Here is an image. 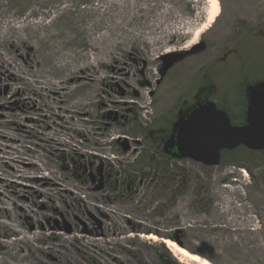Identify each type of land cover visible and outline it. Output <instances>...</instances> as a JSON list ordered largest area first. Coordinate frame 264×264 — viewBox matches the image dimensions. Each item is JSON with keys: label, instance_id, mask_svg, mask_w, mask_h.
I'll return each mask as SVG.
<instances>
[{"label": "rangeland", "instance_id": "1", "mask_svg": "<svg viewBox=\"0 0 264 264\" xmlns=\"http://www.w3.org/2000/svg\"><path fill=\"white\" fill-rule=\"evenodd\" d=\"M219 4L187 54L207 0H0V264H175L149 232L214 264H264V152L169 159L171 173L141 159L208 83L210 57L252 55L249 74L217 80L219 107L264 76V0ZM164 53L184 57L161 76Z\"/></svg>", "mask_w": 264, "mask_h": 264}, {"label": "water", "instance_id": "2", "mask_svg": "<svg viewBox=\"0 0 264 264\" xmlns=\"http://www.w3.org/2000/svg\"><path fill=\"white\" fill-rule=\"evenodd\" d=\"M197 48L186 53L199 50ZM183 57V53L161 56L164 62L161 76ZM246 92L247 116L241 125L232 124L227 112L219 109L213 100L199 99L189 104L170 128L162 148L165 154L213 167L220 165L223 150L231 151L240 146L253 151L264 150V80L249 85ZM129 148V142L124 140V149Z\"/></svg>", "mask_w": 264, "mask_h": 264}, {"label": "flooded vegetation", "instance_id": "3", "mask_svg": "<svg viewBox=\"0 0 264 264\" xmlns=\"http://www.w3.org/2000/svg\"><path fill=\"white\" fill-rule=\"evenodd\" d=\"M258 36H260L259 38L261 39V42L263 43L262 39L264 37V31H263V35H258ZM196 48L199 50L200 49L203 50V43L199 42ZM263 52L264 51L262 50L255 51L253 56H257L258 58L261 59ZM248 56L252 57V55L248 54L247 51H245L243 47L239 48L238 46H233V47H230V49L220 52L217 56L210 57L208 59L210 60L209 63L202 66V69L206 67L203 78H204V82H208V83H206L204 87H201L199 89V91L197 92V95L195 96V99L192 102H194L195 100H198L199 98L206 99V100L211 99L214 101L213 97L216 94H218L217 93L218 91H221L217 80H219L222 76L224 77L228 75L229 77H232L234 76L235 73H238V72H241L242 76L249 74L250 69H249V64L247 61ZM209 70H212L213 73L209 74ZM262 80H264V76L254 78L253 81H249L246 78L242 79L241 85H243V89H242L243 93H242V102H241L242 106L241 107H238V108L231 107L230 105L225 104L224 102H222L221 107H219V105L217 104L220 109L223 108L228 113V115H230L232 123H235V124L244 123V120L247 116L246 111L248 108L246 89L249 85H252ZM183 110L184 109L182 108L178 114H180Z\"/></svg>", "mask_w": 264, "mask_h": 264}, {"label": "bare ground", "instance_id": "4", "mask_svg": "<svg viewBox=\"0 0 264 264\" xmlns=\"http://www.w3.org/2000/svg\"><path fill=\"white\" fill-rule=\"evenodd\" d=\"M209 4V9L207 12V19L202 22L195 33L193 34L192 40L186 45V47H192L197 44L199 40V36L205 33L208 29L212 27L214 22L219 17L220 12V4L219 0H207ZM147 240H161L167 247L169 251H171L174 257L181 262L182 264H214L211 260L199 255L198 253H193L186 249L184 246H180L178 242L173 239L168 238H158L157 235L153 233L146 234Z\"/></svg>", "mask_w": 264, "mask_h": 264}, {"label": "trees", "instance_id": "5", "mask_svg": "<svg viewBox=\"0 0 264 264\" xmlns=\"http://www.w3.org/2000/svg\"><path fill=\"white\" fill-rule=\"evenodd\" d=\"M165 131V130H164ZM164 131L161 133V135L164 133ZM168 134H169V131L167 132V133H165L164 135H162L160 138H159V140H161L160 141V143L159 144H157L158 146H156V149H154L156 152H155V156L152 158V156H149V153L148 152H146V154H144V155H142L141 156V159H143V160H145L146 161V159L148 160V158H149V160H148V163L150 164L149 166H155V167H153L154 169H156V171L157 170H159V169H161L162 171H166L167 169L166 168H164V165H168V160L169 159H174V158H172L171 156H169V155H166L162 150H161V144L162 143H164L165 141H166V139H167V137H168ZM150 147H152V146H150ZM153 148V147H152ZM238 149H241V148H238ZM243 149V148H242ZM245 149V148H244ZM247 149V148H246ZM264 152V151H263ZM224 153H226V152H224ZM255 153V152H254ZM224 156V155H223ZM157 159H160L161 161H157ZM160 165H163V166H160ZM161 167H163V168H161ZM149 168H151V167H149ZM171 171L172 170H167L166 172H170L171 173ZM139 172H141L140 174L142 175V177H144V178H146L147 177V175H148V173L146 172V173H143L144 171H142V170H140ZM100 175L99 176H103V168H100L99 169V172H98ZM118 176L122 173V170H118L117 172H115ZM114 173H111V175H113ZM107 177L109 178L110 176L109 175H107ZM176 177V174H172V176L169 178V179H171V180H173L174 178ZM130 179H132L130 176L129 177H127V178H124V179H120V178H117V180H116V183H119V185H123L124 187H125V185L126 186H128V187H132V181L130 180ZM110 180V179H109ZM101 181V183L104 181V176L102 177V179L100 180ZM187 185H188V181H187V176L185 175V177H184V179L180 182V186H179V188H180V190H178V191H180V193L182 192V191H184V189H186L187 188ZM176 193V192H175ZM34 207H35V204H34ZM149 233H151V232H149ZM148 233V234H149ZM170 239H173V240H176L178 243H179V245L180 246H184L185 247V245H183L181 242H180V240H177V238H175V237H173V236H171L170 237ZM174 262H175V264H181L180 262H177V260L176 259H174Z\"/></svg>", "mask_w": 264, "mask_h": 264}]
</instances>
